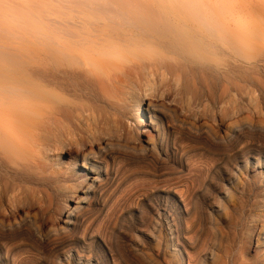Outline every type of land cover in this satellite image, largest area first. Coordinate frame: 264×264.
<instances>
[{"label": "bare ground", "instance_id": "1", "mask_svg": "<svg viewBox=\"0 0 264 264\" xmlns=\"http://www.w3.org/2000/svg\"><path fill=\"white\" fill-rule=\"evenodd\" d=\"M234 1L79 0L75 47H0V264H264V0Z\"/></svg>", "mask_w": 264, "mask_h": 264}, {"label": "rangeland", "instance_id": "2", "mask_svg": "<svg viewBox=\"0 0 264 264\" xmlns=\"http://www.w3.org/2000/svg\"><path fill=\"white\" fill-rule=\"evenodd\" d=\"M76 2L78 3L79 0L75 2L69 0H0V47H75L72 42L76 39L70 35L72 27L70 26L71 30L69 31L60 32L61 26L57 23V21H61L64 18L69 20V17H71L69 6H73ZM223 3L224 6H228L230 4H235L236 2L234 0H223ZM79 6H81V4H79ZM257 17L258 15L254 13L253 18ZM260 44L264 46L263 39H261ZM144 47L158 46H155L154 44H147ZM227 124L228 123L223 125V129L227 126ZM216 158L202 157L199 161L193 160L191 163L194 165L193 167L208 165L209 167L214 168L220 164V161ZM198 167H196V170L194 168L197 172L194 173V177H198L197 179L202 181H207L209 174L207 175L206 170L204 169L198 172ZM257 172L258 174H256V176L259 178L260 173L259 171ZM250 174L251 176L255 175V173ZM252 195L253 191L249 188L246 189L242 202L247 205L250 202L249 200ZM235 200L236 201L232 203V206H235L236 204V206H239L241 200L239 198H236ZM42 201V207L44 206V212H46L44 214H47L45 217L48 218L50 214L52 212L55 213L57 209L56 200L54 199V201L50 203L46 198H44ZM218 219L220 218L218 217ZM227 221V216H224V218L221 219L222 226H225L224 224ZM198 228L199 226H197V229ZM205 231L206 230L204 229L203 233L201 232L202 235H204ZM143 260V263H146L147 261V264H149L148 260Z\"/></svg>", "mask_w": 264, "mask_h": 264}]
</instances>
